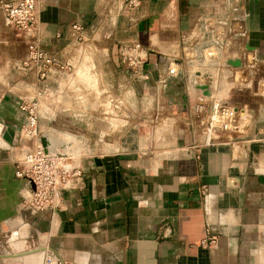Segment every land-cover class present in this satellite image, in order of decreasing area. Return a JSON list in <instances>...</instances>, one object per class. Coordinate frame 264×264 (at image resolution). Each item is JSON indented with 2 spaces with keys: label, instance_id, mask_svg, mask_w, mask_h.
Wrapping results in <instances>:
<instances>
[{
  "label": "crops",
  "instance_id": "0c3cea01",
  "mask_svg": "<svg viewBox=\"0 0 264 264\" xmlns=\"http://www.w3.org/2000/svg\"><path fill=\"white\" fill-rule=\"evenodd\" d=\"M39 3L38 45L73 68L44 81L17 68L25 37L0 9V264H41L45 245L64 264H264V0H139L131 11L122 0ZM126 41L140 43L139 77L119 62ZM80 77L101 80L92 104L104 123L133 111L157 130L152 145L80 153L54 210L22 206L18 101L38 96L40 139L58 152V127H77L89 107ZM214 98L251 123L202 145L193 105Z\"/></svg>",
  "mask_w": 264,
  "mask_h": 264
},
{
  "label": "built area",
  "instance_id": "2783aa9c",
  "mask_svg": "<svg viewBox=\"0 0 264 264\" xmlns=\"http://www.w3.org/2000/svg\"><path fill=\"white\" fill-rule=\"evenodd\" d=\"M139 0H122L123 6L133 10ZM39 0H0V9L5 21L15 32L25 37V55L16 64L17 68L31 71L35 77L44 81L50 75L71 72V62L61 60L53 53L40 48L36 36V23L39 11ZM75 31V39L82 40L83 26L78 22L71 23ZM119 62L133 77L142 75L143 55L140 43L126 41L117 45ZM172 70V69H170ZM203 102L196 101L193 112L197 115L203 112V118L198 121L203 135L202 145L220 142L223 134H240L250 125V116L239 107L227 104L214 98L207 109ZM18 108L24 113V122L19 135L27 146L21 156L15 160L14 175L23 178L30 184L28 192L23 196L21 205L32 210L58 206L59 190L68 186L73 178L80 175V169L75 163L72 153L49 151L40 139L38 119L40 115V100L38 96L20 98ZM198 117V116H197ZM203 241V240H202ZM210 242L213 240L210 238ZM41 264H64L48 245L43 247Z\"/></svg>",
  "mask_w": 264,
  "mask_h": 264
},
{
  "label": "rangeland",
  "instance_id": "374dc122",
  "mask_svg": "<svg viewBox=\"0 0 264 264\" xmlns=\"http://www.w3.org/2000/svg\"><path fill=\"white\" fill-rule=\"evenodd\" d=\"M207 52L215 53L211 47L206 48L203 50L205 58L207 57ZM69 76L72 75L69 74ZM79 80V91H82L84 94L87 92L91 93V95L82 98V103L89 107L85 106V110L79 111L80 120L77 127H72L70 125L61 128L58 127V151L70 152L76 157L80 153L92 151L100 147L107 148L120 145L126 149H137L138 147L140 148V146L144 149H148V147L152 145L151 132H153L155 128L141 125L140 122L138 123L137 120L140 121V118L135 116L133 111L126 112V115L123 116L124 121L120 126L113 125V122L109 123L105 121L104 123L103 120H101L103 115L104 118L106 117L104 110L98 107L94 109V105L92 104V99L95 101V104L100 101V92L98 89L102 86L101 80L98 78L86 77H83L82 80L80 77ZM65 114L66 113L61 114V112H58V115L62 117L67 115ZM111 115V118L114 117L113 115L116 116V114L112 112ZM149 118L150 116L148 119ZM155 132H157L156 129ZM164 132L165 129H162L159 133L163 134Z\"/></svg>",
  "mask_w": 264,
  "mask_h": 264
}]
</instances>
